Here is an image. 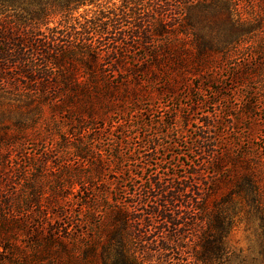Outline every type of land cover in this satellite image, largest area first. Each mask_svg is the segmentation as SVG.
<instances>
[{
    "label": "trees",
    "instance_id": "obj_1",
    "mask_svg": "<svg viewBox=\"0 0 264 264\" xmlns=\"http://www.w3.org/2000/svg\"><path fill=\"white\" fill-rule=\"evenodd\" d=\"M98 1L0 0V264H26L23 234L33 264H98V250L100 264H144L147 229L171 238L153 252L181 239L178 208H264V25L243 13L250 0ZM217 225L202 264H220Z\"/></svg>",
    "mask_w": 264,
    "mask_h": 264
},
{
    "label": "rangeland",
    "instance_id": "obj_2",
    "mask_svg": "<svg viewBox=\"0 0 264 264\" xmlns=\"http://www.w3.org/2000/svg\"><path fill=\"white\" fill-rule=\"evenodd\" d=\"M262 1L263 0H250L247 1L246 4H244V6L242 7L243 13L255 20V25L256 21H258L259 24L264 25L263 15L260 11L261 7L263 6ZM97 3L104 4L105 6H110L112 4L118 5L119 0H99ZM90 9L93 10V7L86 6L80 8L79 10L74 12L73 16H82L85 14V11H89ZM255 14L257 15L255 16ZM163 36H165V34ZM262 42L263 36H259V38H254L253 45H260ZM197 83L201 85L206 84L205 80L202 79L195 82L194 84ZM181 91L182 90L177 91L176 95H185L184 93H181ZM204 94L206 97L210 96L209 92H205ZM192 96L193 95L191 93H186L185 98L190 99ZM173 101L174 102H170L169 99L161 98L160 102L165 103L164 105L167 110L173 109L174 107H176V104L179 103L188 105L186 99L181 101V99L179 98L177 101ZM213 109L214 108L207 103L205 106H202L200 111H197V113L193 115V118H195L198 123V120H200V118H203L205 114L210 115L211 112L215 111ZM176 119L181 120L180 113H178ZM188 129L193 130L190 126H188ZM181 150L184 151V148H181ZM118 209L122 210L123 212L126 211L129 218H133L137 214H141L139 208ZM206 209L207 210L205 213L200 212L198 208H178L175 210L176 212L174 211L175 213H173V215L180 218L179 222L181 223V225H183V230L181 231V239H179L177 244L174 246L173 251L169 250L153 252L155 248H159L161 246L162 242L160 241V239L167 238L171 240V238H169V234L166 232L165 228L161 229L163 228L162 225H154V227L152 226L151 228L147 229L146 239H148L149 241L145 239V243H140L139 245H137L138 248L140 246L145 247L144 264H202L198 257H200L199 253L202 252L205 245L201 243L202 239L200 237H203V233L215 231L216 228H218V223L219 225L224 224V226H227V230L223 241V246L220 248V251L218 253L220 254L219 258L215 260L216 263L264 264V236L262 235V231L259 228L260 222L256 213L254 214V216H252V218H249L247 214V210L254 213L255 211L258 212L259 210L264 211V208H237L238 213L234 208ZM49 210H51L53 214L57 213L58 211L57 208H50ZM104 211V209L101 208L100 210L99 208L96 211V216H100V213ZM206 213H209L210 216L206 217ZM212 216L213 218L217 219V221H215L214 223L211 219ZM201 218L202 220L200 221ZM232 220H234L235 223L233 225H230V222ZM129 226L130 230H134L133 224L130 223ZM142 226L145 225L143 224ZM125 240L127 246H133L134 243H131L132 239L128 241L125 236ZM18 241L19 247H21L25 255L26 264H33L34 262L32 263V261L29 259H31V250L34 248V246L30 244L29 237L27 235L24 236L23 234L19 237ZM75 242L76 241H73L74 244H76ZM73 243L71 242V244H69L70 248L75 247ZM103 246H105V244H103ZM209 246H212L211 248H215L214 243ZM63 257L65 258V256H60V258H57L55 264H64V261H61ZM103 257L104 254L99 252L98 250L95 257L99 262H97L98 264H100V261ZM35 264H42V262L38 261Z\"/></svg>",
    "mask_w": 264,
    "mask_h": 264
}]
</instances>
